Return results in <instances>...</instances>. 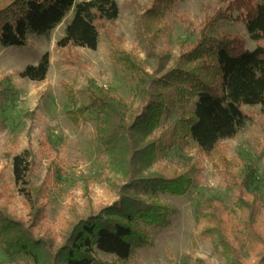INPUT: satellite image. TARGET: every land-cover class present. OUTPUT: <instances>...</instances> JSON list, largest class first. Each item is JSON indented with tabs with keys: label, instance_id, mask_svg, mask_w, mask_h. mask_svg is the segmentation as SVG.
<instances>
[{
	"label": "trees",
	"instance_id": "obj_1",
	"mask_svg": "<svg viewBox=\"0 0 264 264\" xmlns=\"http://www.w3.org/2000/svg\"><path fill=\"white\" fill-rule=\"evenodd\" d=\"M179 1L151 0L139 18L142 32L157 35L164 15ZM217 2L213 14L206 16L197 30L185 18H178L186 31L192 30L196 36L192 42L180 44L174 66L164 75L149 73L145 63L134 60L128 52L118 53L119 62L136 82L132 98L141 104L139 113L104 90L89 91L88 105L68 113L74 123L91 110L96 113L102 122L96 132L103 147L109 154L118 150L120 164L139 175L122 188L116 203L96 214L71 215L62 224L65 242L54 252L52 242L36 238L30 229L45 228L40 203L48 197L47 181L37 186L30 182L32 159L28 152L13 158L14 183L30 223L17 219L0 204V247L7 254L31 264H95L94 254L99 252L110 255L112 264H126L137 250L150 246L149 229H165L171 223V209L159 202V194L183 197L197 181V161H187L178 168L156 167L155 143L140 144L152 136L167 111L176 110L180 114L171 131V143L195 149L238 191L234 204L237 213L217 198L200 203L197 222L204 224L205 237L221 249L227 264H247L242 251L252 264H264V225L257 195L249 194V169L240 176L237 164L220 146L245 126L244 107L264 108V0ZM69 13L71 19L55 49L65 64L78 65L82 60L79 49L96 50L99 24L118 18L115 0H0V48H24L32 36L48 37ZM235 23L243 25L255 45L253 50L246 48L243 38L221 31L223 25ZM48 68L49 55L45 53L37 65L26 66L20 76L42 82ZM137 164L141 170L154 171L142 176ZM140 189L148 201L137 196Z\"/></svg>",
	"mask_w": 264,
	"mask_h": 264
},
{
	"label": "rangeland",
	"instance_id": "obj_2",
	"mask_svg": "<svg viewBox=\"0 0 264 264\" xmlns=\"http://www.w3.org/2000/svg\"><path fill=\"white\" fill-rule=\"evenodd\" d=\"M150 1L115 0L118 18L113 23L99 24L96 50L79 49L82 60L76 66L65 64L55 49L71 19L70 13L48 37L32 36L24 48H0V204L17 219L30 223L12 173L13 158L28 152L32 159L30 182L37 186L46 180L48 184V197L40 203L45 228L30 229L36 238L52 242L53 252L65 242L62 224L71 215L96 214L116 203L122 188L139 175L120 164L118 150L109 154L103 147L96 132L102 122L96 113L89 111L77 123L68 113L86 107L88 92L100 90L120 97L127 107L139 113L141 104L132 98L136 82L119 62L118 53L128 52L134 60L144 62L149 73L164 75L174 66L180 44L192 42L196 36V32L186 31L178 18H185L197 30L218 3L217 0H180L164 15L160 32L152 36L144 34L139 25V18ZM221 31L243 38L248 50L255 48L242 24L223 25ZM45 53L49 55L45 79L33 82L21 78L24 68L37 65ZM242 111L246 115L245 126L235 138L222 141L220 146L227 158L237 164L236 172L240 176L249 169L252 178L249 194L257 195V209L264 225V108L244 107ZM179 114L176 110L167 111L152 136L140 144L155 143L156 167L178 168L187 161H197V181L183 197L159 194V202L171 209L170 226L149 229L151 245L137 250L126 264H227L221 249L205 237L204 224L198 223L197 217L200 203L206 198H217L228 210L237 213L234 204L238 191L195 149H182L171 143V131ZM137 168L142 176L154 171L141 170L139 164ZM137 196L148 201V195L141 189ZM242 256L247 264H252L246 251H242ZM94 258L95 264L114 262L110 255L99 252ZM0 264L31 263L7 254L0 247Z\"/></svg>",
	"mask_w": 264,
	"mask_h": 264
},
{
	"label": "crops",
	"instance_id": "obj_3",
	"mask_svg": "<svg viewBox=\"0 0 264 264\" xmlns=\"http://www.w3.org/2000/svg\"><path fill=\"white\" fill-rule=\"evenodd\" d=\"M70 15H72V14L70 13ZM69 20H70V18H69ZM69 20H68V22H69ZM68 22H67V23H68Z\"/></svg>",
	"mask_w": 264,
	"mask_h": 264
}]
</instances>
